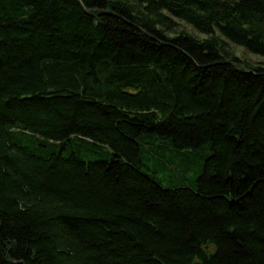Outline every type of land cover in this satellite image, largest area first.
I'll return each mask as SVG.
<instances>
[{"label": "trees", "instance_id": "obj_1", "mask_svg": "<svg viewBox=\"0 0 264 264\" xmlns=\"http://www.w3.org/2000/svg\"><path fill=\"white\" fill-rule=\"evenodd\" d=\"M81 1L0 0V264H264V0Z\"/></svg>", "mask_w": 264, "mask_h": 264}, {"label": "rangeland", "instance_id": "obj_2", "mask_svg": "<svg viewBox=\"0 0 264 264\" xmlns=\"http://www.w3.org/2000/svg\"><path fill=\"white\" fill-rule=\"evenodd\" d=\"M182 26L180 27V29H184L185 31L200 37V38H205L206 36L195 31L193 29V27H191L190 25H186L184 23H181ZM228 49L230 51H232L234 54L237 55V57L245 62H249L252 65L255 64H260L262 66H264V57L261 56H257L254 55L252 53H250L249 51H247L246 49H244L243 47L240 46H236V45H232V44H228Z\"/></svg>", "mask_w": 264, "mask_h": 264}, {"label": "water", "instance_id": "obj_3", "mask_svg": "<svg viewBox=\"0 0 264 264\" xmlns=\"http://www.w3.org/2000/svg\"><path fill=\"white\" fill-rule=\"evenodd\" d=\"M81 6L84 7L83 3L81 0H76ZM86 11H92L90 9H86ZM231 64H233L234 66L238 67V68H244V66H242L241 64L237 63V62H230ZM246 69V68H244ZM249 72V70H247ZM196 264H201V263H196Z\"/></svg>", "mask_w": 264, "mask_h": 264}]
</instances>
